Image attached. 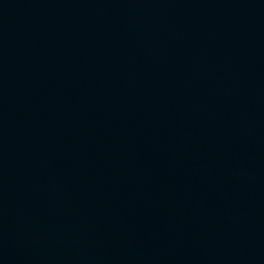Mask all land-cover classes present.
<instances>
[{
  "label": "water",
  "instance_id": "water-1",
  "mask_svg": "<svg viewBox=\"0 0 264 264\" xmlns=\"http://www.w3.org/2000/svg\"><path fill=\"white\" fill-rule=\"evenodd\" d=\"M0 264H264V0H0Z\"/></svg>",
  "mask_w": 264,
  "mask_h": 264
}]
</instances>
